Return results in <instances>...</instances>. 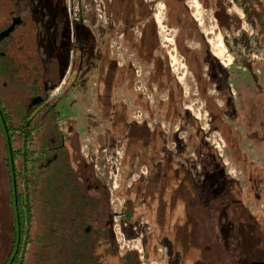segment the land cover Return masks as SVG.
<instances>
[{"label": "rangeland", "instance_id": "374dc122", "mask_svg": "<svg viewBox=\"0 0 264 264\" xmlns=\"http://www.w3.org/2000/svg\"><path fill=\"white\" fill-rule=\"evenodd\" d=\"M185 1L198 22L199 28L207 37L212 53L220 59L230 73L229 82L237 114L236 119L231 120L234 122L233 130H238V133H233L232 137L236 141H240L239 145L235 147L241 148L242 151L240 152L247 154L250 161H244L242 156L240 157L241 160L237 157L238 155L235 156L229 149L222 132L213 128L212 116L207 108L206 98H204V95L199 94L196 81L186 65L185 58L176 49L177 29H169L166 26L168 17L164 0H146V4L158 20V23L155 22L156 34L159 46L165 50L162 55L167 57L172 73L184 89L181 99V112L182 114H184V111L190 112L189 117L196 120L197 126L192 127V123L189 122L185 125L180 122L178 125L180 120L172 121V125H168L164 122L163 114H158L154 119L150 118L151 120L148 119V114L141 116L137 112V108L131 109L130 91L132 86L130 85L128 90L124 82L113 94L115 100H125L126 106H129H127L129 111L127 109L122 111L125 114L122 121L125 123L129 120H136L139 125H137V128L132 129L133 131L141 127L146 128L147 122L149 129L154 130L157 124L161 131L168 132L166 134L162 133L165 136V138H162L161 133L154 132L149 136L146 132L137 130L134 132L136 138L135 143L132 145L133 150H128L126 143L130 133V131H127L128 127L118 126L114 128L115 131L111 130V125L113 126L115 121H111L110 114L113 109L114 111L119 109L118 104L115 108L111 107L108 116H104L103 110L100 109L99 101L102 99L99 98L102 95L101 93L103 89L109 88L106 84L103 85V88L104 80L101 79L109 77V74H105L106 67L100 66L98 60H96L102 45H111L114 38L117 37L116 32L122 30V27L119 26V22L115 19L112 11L110 13L108 4L105 5L103 10V18H100L96 0H67L71 22L79 25L82 23L85 27L89 26L97 39V43L93 48V56L82 63L80 54L73 53L75 40H78V37L72 38L71 46L73 50L69 49V56L72 63L74 62L71 75H66V82L64 81L65 83L63 82L53 90L48 99L56 102L57 110L55 114L57 119L60 120V130L71 138V147L69 148L71 155L70 169L74 174L71 176L77 179H73L77 189H71L76 193L74 198L75 200L78 199V190H84L87 196L86 205L91 204L92 211L90 212L88 207L84 211L85 213L81 214L82 207H77L70 200L67 208H55L50 217L47 190L50 187L49 179L46 176H34L24 169V176H22L19 183L21 191L19 203L20 210L23 208L28 212L24 222L23 242L18 256L19 259L25 256V264H80L84 258L90 259L95 256L101 261L98 264L104 262H102V258H105L109 263L112 260L113 263L125 264L122 259L126 254H131L139 264H170L168 260L149 255L145 243V230L149 227L147 218H139L135 223L130 221L126 213L128 199L123 194L124 189L127 188L126 186L130 188L135 179L140 178L142 175L145 176L146 174H143L142 171L145 173L149 171L144 164H140L138 168L135 167V160L138 157L140 158L144 154L149 156L150 149L142 147V141L148 139L160 144L162 151H167L170 155L176 157H183L188 162L189 168H192L191 172L200 176V181H202L201 175H203L201 160L206 158L208 154L206 151L197 154L194 144L204 143L208 145L214 150L222 165L223 174L220 176H224L226 179L224 178L221 182H218L220 185H227L226 191L219 193V195L225 194V196H228L227 201H224V205L229 206L230 211L227 208V215H223L226 224L218 227L217 236L221 243L216 245L214 249L206 251V254H203L201 248L194 246L195 260L193 258L190 262L193 264H264V32L263 36H260L262 49L259 52L248 53L246 50L243 51L244 57L249 59L250 63L256 61L254 63L256 75L253 76L249 66L236 64L239 57L231 49L233 38L239 36L242 30L250 35L255 34L253 28L246 21L242 8L232 3L226 11L227 14L225 13L227 16H232L231 21H225L226 17L220 21L216 16L218 10L221 9L220 6L233 0ZM226 37L231 42L230 48L227 46ZM135 38H140V33L135 35ZM218 39H221L224 45L222 57L216 54L217 51L214 50L211 43ZM188 43L191 47L199 49L195 40H188ZM122 46L121 48L118 45L113 49L110 47L111 55L118 56L117 58L121 63H137L138 68H140L137 57H133L134 54L126 50V45ZM159 52H155L154 56L159 55ZM50 54H53L55 58L62 59V54L56 46ZM151 59L149 66L140 69L146 71L145 78L146 83H148L146 93L150 95H146V99L149 100L154 109L157 108L158 110L161 103L170 100V94H172V97L178 98V90L174 88L173 84L166 85L163 88L160 87V82L155 80L156 77L154 78L157 74L155 58ZM227 62L230 63L225 64ZM67 65L68 62L66 61L64 67ZM153 70L155 72H152ZM150 75L154 80H148ZM135 87L138 88V92H142L136 83L134 84ZM142 87L144 88L145 85H142ZM209 91L212 96L216 97L219 108L224 110L226 99L222 95L220 97L219 92L214 87H210ZM131 93L133 94V91ZM15 104V99H9L7 107L13 108ZM224 116L226 120H229L227 113ZM15 120L19 122V119ZM149 121L151 122L149 123ZM73 127L74 132H71ZM46 133L47 131L38 137L35 135L32 141L29 140L27 150L30 153L31 151L35 152L33 158L38 156L36 154L37 148L42 145L43 136ZM174 138L182 140L183 144H186L183 154L178 152V145ZM218 143L220 148L215 146ZM153 150L158 151L159 149L154 148ZM6 155L0 138V264H5L10 257L9 253L10 249L13 248L14 231L16 229L15 209L13 202H11L13 196L8 175L9 169L3 161ZM48 158L50 159V155ZM48 158H44L42 155L39 156L40 161H38V164L48 161ZM19 167L21 169V165ZM130 168H132L134 174L129 172ZM225 174L227 175L225 176ZM39 179L40 181L43 180L40 187L38 186ZM115 181L118 186L115 194L120 204L119 209H122L124 213L121 223L126 239L120 235L123 238L120 244L121 249L115 238L113 224L112 231L110 230L108 216L109 208L110 213H113L111 192ZM85 184L87 185L86 189ZM98 188L100 190H96ZM70 193L72 194V192ZM105 194H107L109 208ZM23 196L26 197L25 206L22 204ZM202 198L205 203H212L218 201V199L221 201L222 199V197L217 198L214 196ZM235 201H240L241 204ZM92 204H97V210H94ZM200 204H202L201 201ZM34 207L35 209L38 208L37 213H34ZM57 210L61 212L57 214ZM63 220L65 224H63ZM133 241L138 242L132 243ZM136 245H139V249H141V245L143 246L144 259H141L140 253L133 248ZM115 249L118 250V253ZM158 252L163 254L166 250L163 246H160ZM85 262L86 264L92 263L91 261Z\"/></svg>", "mask_w": 264, "mask_h": 264}, {"label": "flooded vegetation", "instance_id": "af4514ba", "mask_svg": "<svg viewBox=\"0 0 264 264\" xmlns=\"http://www.w3.org/2000/svg\"><path fill=\"white\" fill-rule=\"evenodd\" d=\"M96 1L98 16L103 18L105 5L108 4L110 6L113 0ZM144 2L146 4V0ZM114 17L119 22L122 30L116 32L117 37L114 38L111 45L106 46V51H104L109 53L110 73L113 76H118V85L112 87L109 93L112 107L115 108L117 104L119 106V109L114 111V113H123V109L129 111V106H126L125 100H115L113 97L117 88L121 87L119 72L126 67L133 74V81H124L128 90L129 86H132L130 91L132 98L131 109L137 108V112L141 116L148 114V119L153 118L149 112L135 104L137 97H140L142 102L150 104L149 100L146 99V95L150 96L146 93L148 84L145 78L146 71L144 72L140 69L141 67L146 68V66H149V62L147 64L143 62L138 51L126 42L128 27L125 19L115 14ZM152 17L154 20L156 19L153 12ZM142 20L144 21L142 22ZM155 22L158 23V20L156 19ZM166 26L169 29H177L178 34V28L170 27L168 20ZM145 27L146 19L137 17V22L131 27L134 38L135 35L140 33V38H135V40H140L143 37ZM74 37H78V40H75L73 53H76V55L77 53L80 54V61H86L87 58L93 56V48L97 43V39L89 26L85 27L82 23L79 25L71 22L67 0H0V138L7 154L3 161L9 169L8 175L11 181V194L13 196L11 202H13L18 220L20 219L19 201L21 198L19 183L22 176H24V169L27 173L34 176H46L49 179L50 187L47 190L50 217L55 208H67L71 200L69 196L72 182L73 179L77 180L71 176L74 174H72L70 169V146L67 145V143H70L71 138L63 132L60 134L55 132V126L50 122V118H57L55 114L57 105L56 102H52L48 97L57 88H53L56 82L62 84L64 81L66 82V75H71L74 62L72 63L69 56V49L73 50L71 45L72 38ZM176 38L175 46L178 50ZM118 45L121 48L123 47L122 45H126V50L131 51L134 54L133 57H137V62L141 67L138 68L137 63L133 62L121 63L117 58L118 56L111 55L110 47L113 49ZM54 46L61 52L62 59L59 57L55 58L53 54H50V52H53ZM103 47L105 46L102 45L101 51ZM101 51L97 54V60L104 56ZM66 61L68 65L64 67ZM152 72L155 71L153 70ZM152 79L150 75L148 80ZM107 80L108 78L104 82ZM135 83L142 92H138V88H134ZM142 85H145V87L143 88ZM132 91L133 94L131 93ZM9 99H15L16 104L13 108L7 107ZM155 109L157 110V108ZM15 119H19V122ZM164 122L172 125L171 122H167L165 119ZM180 122L181 120L178 121V125ZM137 125L139 124L136 120H129L124 123V126H127L131 130L137 127ZM147 126L148 123L146 122ZM58 128H60V125ZM149 130L154 131L152 129ZM45 131L47 133L43 136L42 145L36 151L38 156L33 158L35 152L31 151L30 153L27 150L28 142L30 139L32 141L35 135L37 137L43 135ZM162 132L168 133L165 130ZM18 145L20 146L17 147ZM41 155L44 158H48L50 155V159L48 158V161L38 164V161H40L39 156ZM19 165H21V169ZM42 181L39 179V187L42 186ZM73 187L74 190L77 189L74 182ZM86 187L87 185L85 184V189ZM75 196L72 197L71 203L77 204L78 207L81 206L83 210L87 204V196L84 190H78L77 200H75ZM60 212V210H57L56 213ZM81 214H83V211H81ZM109 221L110 230L112 231V212L109 213ZM63 224H65L64 220ZM15 234L16 231H14V236ZM13 240L12 246L14 249H10V257L5 264H14L17 258L20 241V232L18 230Z\"/></svg>", "mask_w": 264, "mask_h": 264}, {"label": "trees", "instance_id": "16d2710c", "mask_svg": "<svg viewBox=\"0 0 264 264\" xmlns=\"http://www.w3.org/2000/svg\"><path fill=\"white\" fill-rule=\"evenodd\" d=\"M205 1V0H203ZM208 2L212 0H206ZM164 3L167 8V17H168V24L170 27L178 28L177 34V47L180 54L185 58L186 65L188 66L190 72L193 75V78L196 81L199 94L204 95L206 98L207 108L212 116V126L215 129H218L224 135L229 149L234 153L235 156L239 157L241 160V156L243 157L244 161L249 162L250 159L248 155L240 152L242 151L241 148H236L235 146L239 145L240 141H236L233 137V133H238V130H233L234 122L231 119H236L237 114L235 112V102L233 99L232 90L230 87V73L225 67L220 59H218L211 51L210 43L199 28L198 22L195 20L191 10L189 9L188 5L186 4L185 0H164ZM237 4L242 10L244 11L246 21L248 24L253 28L255 31L254 35H250L245 30H242L239 36L233 38L232 43L233 53H235L239 60L236 61L237 65L241 66H249L250 70L252 71V75L255 76V67L253 61L250 63L249 59L244 57L243 51L250 53L253 51L259 52L262 49V40L260 36H263L264 32V0H233L230 1L226 5H221V9L218 10L216 16L220 21L223 19L225 21H231V15H225L228 7H231V4ZM110 10L118 17H122L125 19L127 23V36L126 42L130 44V46L136 49L139 53V56L143 62H150L152 59L155 58L156 62V69L157 74L154 76L156 77L155 80L160 82V87H164L169 84H173L174 88L178 90V98H174L171 95V98L168 102L161 103L158 110H155L149 103H144L141 101L140 97L136 98V106L142 107L143 110L150 113L151 117H156L158 114H163L165 121L172 122L176 120H181L182 124L185 125L188 122L192 123V127L197 126L196 120L193 118L190 119L189 115L190 112L184 111L182 114L181 112V99L182 93L184 91L183 86L177 81L174 74L171 71L169 62L167 57H163L162 54L165 53V50L159 46V41L157 39L156 34V23L154 18L152 17V12L149 10L147 4H145L144 0H113L112 4L110 5ZM227 14V13H226ZM137 17L141 19H146V27L144 29L143 37L140 40H135L131 27L137 22ZM227 46L231 47L230 40L226 37ZM188 40H195L199 46V49L193 48L189 45ZM156 51H160L159 55L154 56ZM249 60V61H248ZM249 64V65H248ZM120 80L121 85L126 80L133 81V74L127 68L122 69L120 72ZM153 78V80H154ZM107 78H103L102 80H106ZM257 80V78H255ZM60 85V82H56L53 88H56ZM209 87V88H208ZM210 87H214L221 97L226 99L225 109L221 110L219 108L218 102L216 101V97L210 94ZM172 93V92H171ZM101 100V99H100ZM103 101L100 102V109L103 110L104 116H108L110 109L112 107V102L110 101L109 94H105L102 98ZM225 113L229 115V120L225 119ZM50 122L54 124L55 132L61 133L62 131L58 126L60 122L57 118L52 117L50 118ZM124 128V127H122ZM134 129V128H133ZM71 132H74V127ZM161 133L163 135L160 128L157 126L154 131L151 133ZM70 138V136H69ZM135 134L134 131L131 130L128 137H127V148L128 150H133V144L135 143ZM162 138H165L163 135ZM151 139V137H150ZM177 142L178 152H184V148L186 144H183L182 140L174 138ZM68 146L71 147L70 143H67ZM195 151L198 153H202V151H206L208 156L201 160V164L203 167V175L204 178L200 181V188H205L206 185L210 186L212 181L215 182V186H217V175L220 176L223 174L222 165L218 160L214 150L211 149L208 145L202 144H194ZM208 148L209 150H207ZM236 151V152H235ZM214 174V178L207 180L206 175ZM226 179V177H224ZM227 184H222L226 188ZM72 189L73 182H72ZM238 195V193H237ZM235 196V195H234ZM214 197L221 198V201H227L226 198L228 196H220L219 193H216ZM29 199V197L27 196ZM237 199V198H235ZM219 200V199H218ZM26 197L23 196V205L25 206ZM240 203V201H235ZM241 204V203H240ZM77 206V204H76ZM78 207V206H77ZM24 211V213H23ZM22 212V213H21ZM28 211H25L23 208L20 210V219L18 220L16 213L15 220H16V234L17 230L20 232V241H19V249L18 253L20 252V248L23 242V234H24V222L26 220V214ZM22 214V215H21ZM15 234V237H16ZM28 243V242H27ZM116 250V249H115ZM118 251V250H117ZM116 251V252H117ZM97 260V261H96ZM95 260V257L86 259L84 258L80 264H86L85 261H91L90 264H98L101 263L98 259ZM105 258H102V264H117L116 262L105 263ZM125 261V264H139L136 258H133L131 254H126L125 257L122 259ZM14 264H25V256L15 260ZM119 264V263H118Z\"/></svg>", "mask_w": 264, "mask_h": 264}, {"label": "crops", "instance_id": "0c3cea01", "mask_svg": "<svg viewBox=\"0 0 264 264\" xmlns=\"http://www.w3.org/2000/svg\"><path fill=\"white\" fill-rule=\"evenodd\" d=\"M104 51H106V46L101 51L104 56L98 60V63L100 66L106 67L105 74H109V77L102 86L106 84L109 88L103 89L99 99H102L105 94H109L112 87L118 85V76H113L110 73L109 53ZM84 62L86 61L82 63ZM117 116L118 118H116ZM124 117V113L115 114L113 109L110 119L115 121V124L111 125V130L115 131L114 128L118 126L123 127L122 120ZM137 130L146 132L148 135L151 133V130L147 127L138 128L134 132ZM127 131L129 132L131 129L128 128ZM142 143L143 148L148 147L150 149L149 156L144 154L140 158L138 157L135 160V167L138 168L140 164H144L148 167L149 172L145 176L142 175L140 178L135 179L130 188L126 186L127 188L124 189L123 194L128 199L127 216L131 222L135 223L142 217L147 218L149 221V227L145 230V243L149 255L168 260L170 264H193L190 260L194 258V246H198L202 249L203 254H206V251L214 249L216 245L221 243L217 231L219 226L226 224L223 215H227V208L230 207L225 206V202L219 200L205 203L202 197H213L216 193L226 191V188L218 182H221L224 176L217 175V186L219 185V188L214 185L215 182L213 181L209 187L206 185L205 188H200V176L191 172L192 168H189L188 162L183 157H176L170 155L167 151H162L160 144L156 141H149L148 139L143 140ZM154 148L159 150L155 151ZM134 171H132V168L129 170L132 174H134ZM201 176L203 180L204 175ZM206 176L207 180L214 178V174ZM70 192L72 194L70 193L69 197L72 201V197L76 193L74 190ZM224 195L222 194V196ZM105 196L109 208L107 194ZM200 201L202 204H200ZM90 205L84 206L82 211L84 212L89 207L91 212ZM96 206L97 204L94 205V210H97ZM37 211L38 208L35 209L34 207V213H37ZM109 213L110 208L108 216ZM46 224L48 223L46 222ZM160 246H163L166 250L163 254L158 252Z\"/></svg>", "mask_w": 264, "mask_h": 264}, {"label": "built area", "instance_id": "2783aa9c", "mask_svg": "<svg viewBox=\"0 0 264 264\" xmlns=\"http://www.w3.org/2000/svg\"><path fill=\"white\" fill-rule=\"evenodd\" d=\"M217 148H220V144H216L215 145ZM143 174H146L144 171H142ZM117 183L115 181V183L113 184V187H112V192H111V203H112V208H113V226H114V234H115V238L117 239V242L119 244V247L120 249L122 248V246L120 245L123 238L120 237V235H122L124 238V233H123V225L121 223V219L123 218V210L122 209H119V203H118V197L116 196V189H117ZM122 206V205H121ZM126 239V238H125ZM131 242V241H129ZM134 242H138V241H133L132 243ZM133 248H135L139 253H140V258L141 259H144V248L143 246L141 245V249H139V245H136V246H133ZM143 253V254H141ZM143 261V260H142ZM163 264V263H161Z\"/></svg>", "mask_w": 264, "mask_h": 264}, {"label": "bare ground", "instance_id": "6f19581e", "mask_svg": "<svg viewBox=\"0 0 264 264\" xmlns=\"http://www.w3.org/2000/svg\"><path fill=\"white\" fill-rule=\"evenodd\" d=\"M212 44H213V48H214V50L215 51H217V55L219 56V57H222L223 56V48H224V45H223V43H222V41H221V39H218V40H216V41H212L211 42ZM230 62H227V63H225V64H229Z\"/></svg>", "mask_w": 264, "mask_h": 264}]
</instances>
